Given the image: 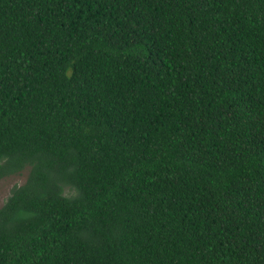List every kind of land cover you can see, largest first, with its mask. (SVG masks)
Instances as JSON below:
<instances>
[{"label": "trees", "instance_id": "trees-1", "mask_svg": "<svg viewBox=\"0 0 264 264\" xmlns=\"http://www.w3.org/2000/svg\"><path fill=\"white\" fill-rule=\"evenodd\" d=\"M0 264H264V0H0Z\"/></svg>", "mask_w": 264, "mask_h": 264}, {"label": "rangeland", "instance_id": "rangeland-1", "mask_svg": "<svg viewBox=\"0 0 264 264\" xmlns=\"http://www.w3.org/2000/svg\"><path fill=\"white\" fill-rule=\"evenodd\" d=\"M27 171L24 170L22 174L11 175L0 179V205L6 200L14 185L22 184L26 179Z\"/></svg>", "mask_w": 264, "mask_h": 264}]
</instances>
